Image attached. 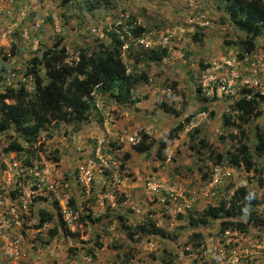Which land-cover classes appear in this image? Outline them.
Segmentation results:
<instances>
[{"label": "rangeland", "instance_id": "obj_1", "mask_svg": "<svg viewBox=\"0 0 264 264\" xmlns=\"http://www.w3.org/2000/svg\"><path fill=\"white\" fill-rule=\"evenodd\" d=\"M225 1L102 0L100 8L79 10L74 2L63 5V0H0V92L23 84L33 95V78L27 74L29 61L59 36L64 37L69 60L73 61L82 48L92 52L102 41L109 45L112 40L107 32L116 31L130 44L129 35L133 36L136 26L148 31L133 36L135 40L125 50L124 42L121 44L128 72L148 76V81L132 90V101L122 104L109 93H96L87 121L52 126L32 147L34 156H29L27 163L49 167L69 185L71 205L80 215L76 230L71 232L79 235L66 237L60 232L51 238L49 230L55 223H47V230L34 231L35 238L30 239L39 243L24 248L43 256L31 262L23 259L22 264H166L170 259L167 252L176 256L171 264H264V227L250 226L240 232L233 229L228 236L220 232L219 219L209 226L188 227L190 213L198 216L221 201L228 205L242 186L250 187L259 197L262 203L258 212L264 215V173L259 176L229 163L228 152L238 145L239 133L234 126L225 127L223 117L245 88H252L250 96L264 94V68L259 58L264 51L257 43L252 53L240 57V49L233 42L245 34L231 22ZM131 17L135 23L129 25ZM153 49H165L167 55L159 63H136L130 57L131 53ZM228 60L231 65L226 64ZM233 73L238 75L235 93L225 97L218 93V84L223 79L233 84ZM164 102L182 116L166 113L161 106ZM204 104L212 115L201 110ZM260 110L261 116L245 125L251 149L257 128L264 130V101ZM188 116H194L190 125L178 138L168 140L169 131ZM195 128L200 131L199 138L213 146L202 154L190 147L193 138L189 132ZM142 132L153 142L148 155L134 149ZM12 136L9 131L3 139ZM162 139L168 141V149L160 160L156 153ZM211 149L224 155V165H215ZM13 154L24 162L27 158ZM56 156L58 161L53 160ZM256 162L258 167L264 166V158L257 157ZM84 168L89 171L86 179L81 173ZM205 173L210 174L208 179ZM216 173L221 182L214 196L206 201L196 199L190 209L180 201L169 200L165 191L156 193L148 188L150 180L165 185L175 181L192 195ZM54 202L45 189L32 199L28 229H36L32 222L40 218L39 210L57 213ZM88 210L95 223L81 221ZM150 220L165 231L164 238H128L123 225L134 228ZM198 232L202 234L200 240L193 237ZM96 240L102 247L95 245Z\"/></svg>", "mask_w": 264, "mask_h": 264}, {"label": "trees", "instance_id": "obj_2", "mask_svg": "<svg viewBox=\"0 0 264 264\" xmlns=\"http://www.w3.org/2000/svg\"><path fill=\"white\" fill-rule=\"evenodd\" d=\"M102 0H63V5H69L74 2V7L79 10L83 8H100ZM109 2V0H105ZM225 11L229 14L232 23L237 29L245 34L237 42H233L240 49V57L244 54L252 53L255 50L257 37L264 35V0H226ZM129 25L135 23V18L131 17ZM133 36H142L148 32L144 26H136L132 30ZM111 38L109 45L105 42L100 43V48L90 52L87 48L80 49L78 59L70 61L69 53L64 44V37L59 36L56 42L43 48L40 54L33 56L28 65L27 74L33 78L34 93L31 95L26 86L21 84L18 88L8 86L0 92V133L12 131L13 136L4 148L6 153H16V155H25V162L29 161V156H34V150H31L38 141L40 135L49 130L52 126H58L61 123L79 124L87 121L94 107V95L109 93L119 103L127 104L131 102L132 90L134 87L148 81L146 73L141 75L128 72V66L123 59L121 44L123 40L116 31L107 32ZM231 44V42H226ZM167 55L165 49H153L151 51H142L140 54H130L134 61L147 63H159ZM202 68L208 67L201 64ZM42 69L44 72H42ZM176 85V83H174ZM253 90L245 88L242 96L236 99L230 106L228 112L223 113L224 126H234L239 133L238 145L234 151L228 152V160L232 166L241 167L250 172L254 171L259 176L264 173V166L258 167L256 158H264V130L257 128L254 139V149H251L247 140L249 139L245 125L249 124L254 117L261 116V103L264 101V95L253 94L248 97ZM178 95V91H174ZM208 103V99H203ZM203 103V102H202ZM203 105L201 110L211 115L208 106ZM166 113H172L176 118L182 116L181 111L177 110L167 103H162ZM194 116H188L183 121L173 127L167 134L168 140H174L179 137V133L184 131L190 125ZM198 128L192 129L189 133L193 138L191 149L198 154H202L205 149L212 148L205 138H199ZM232 136H237L233 135ZM195 138L198 142H195ZM151 136L142 132L141 140L135 144L134 149L138 153L149 154L153 146L150 142ZM28 145V148H26ZM168 149V141L162 139L159 141L157 150L158 159H164V153ZM211 154H215V165H224V155L216 153L211 149ZM130 158V154H126ZM53 160L58 161L56 156ZM205 179L210 177L209 173L204 174ZM262 201L248 186L238 188L233 194L229 204L221 201L218 205H209L198 216L189 214L188 227L209 226L211 221L221 220L220 232L227 230L246 231L250 226L264 227V215L258 212V206ZM73 204V202H72ZM54 208L57 210V204L54 202ZM91 211L81 216L82 222L87 220L95 223ZM39 221L35 227H42L47 223H55L49 230L51 238L56 237L63 232L64 236H77L69 230L61 216L56 212H50L46 209L39 210ZM120 219H123L120 217ZM129 234L131 241L137 240L136 235L140 237L156 235L163 237L165 231L158 227L155 222L148 221L139 224L134 228L123 225ZM196 240L202 238L201 232L194 233ZM97 247L102 244L95 241ZM198 245V243H196ZM93 249L88 252L94 255ZM171 264L176 257L171 252H167Z\"/></svg>", "mask_w": 264, "mask_h": 264}, {"label": "built area", "instance_id": "obj_3", "mask_svg": "<svg viewBox=\"0 0 264 264\" xmlns=\"http://www.w3.org/2000/svg\"><path fill=\"white\" fill-rule=\"evenodd\" d=\"M5 37L6 34L3 35V38ZM132 37V35H129L131 42L135 40ZM122 40L124 42L123 49L129 48L131 42L129 44L124 38ZM257 43L263 46L262 51H264V35L257 37ZM259 58L264 68V53ZM226 64L231 65V61H226ZM234 66L233 63V68ZM237 78L238 75L233 73V84L227 79L220 81L218 93L225 97L235 93L234 80ZM262 95L264 94L262 93ZM4 134L0 133V253L5 264H22V232L28 229L30 224L28 217L31 212L32 199L39 195L43 189L52 195L57 204L61 220L69 230H76L80 215L71 205L72 198L69 192V185L64 183L60 173H55L49 167H44L36 162L27 163L23 160H18L13 153H6L4 148L11 139H3ZM81 173L85 175L84 179L89 175V171L85 170V168L82 169ZM220 182L221 177L216 173L210 182L205 183V186L198 193L194 192L192 195L186 191L182 184L175 181L165 185L159 180H150L148 188L156 193L163 190L169 200L180 201L185 209H190L196 199L205 201L211 199L215 194V187ZM38 221L39 216L33 220L32 224H36ZM47 229L48 225L44 224L42 227L36 228L35 231L41 232ZM235 230L236 232L238 231L237 229ZM221 233H226L228 236L231 231L227 230Z\"/></svg>", "mask_w": 264, "mask_h": 264}, {"label": "crops", "instance_id": "obj_4", "mask_svg": "<svg viewBox=\"0 0 264 264\" xmlns=\"http://www.w3.org/2000/svg\"><path fill=\"white\" fill-rule=\"evenodd\" d=\"M35 230H33V229H25V231H23L22 233V236H23V245H22V247H23V259H25L26 261H35V260H37V259H39L40 257H42L43 255H41V254H39V253H36V252H34L33 251V253H31V252H28L26 249H24V248H26V247H29L30 245H31V243H34V244H38L39 243V241L37 242V240H30V239H34L35 238V236H33L34 235V232ZM37 242V243H36ZM33 244V245H34ZM51 248V247H50ZM44 255H46V253H44ZM63 257V256H62ZM63 259V258H62ZM61 259V260H62ZM0 264H4V260H3V258H2V255H1V253H0Z\"/></svg>", "mask_w": 264, "mask_h": 264}]
</instances>
